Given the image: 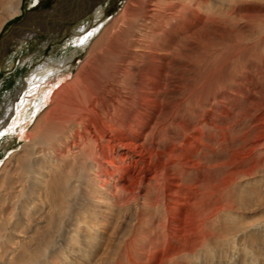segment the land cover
Returning <instances> with one entry per match:
<instances>
[{
    "label": "bare ground",
    "instance_id": "obj_1",
    "mask_svg": "<svg viewBox=\"0 0 264 264\" xmlns=\"http://www.w3.org/2000/svg\"><path fill=\"white\" fill-rule=\"evenodd\" d=\"M69 1L0 38V77L13 43L96 9ZM23 4L0 0V32ZM79 22L76 71L44 63L1 104L0 137L23 144L0 163V264H81L98 249L100 264L222 262L246 232L227 217L264 201V6L126 0L83 38ZM48 223L56 236L39 238Z\"/></svg>",
    "mask_w": 264,
    "mask_h": 264
},
{
    "label": "rangeland",
    "instance_id": "obj_2",
    "mask_svg": "<svg viewBox=\"0 0 264 264\" xmlns=\"http://www.w3.org/2000/svg\"><path fill=\"white\" fill-rule=\"evenodd\" d=\"M125 1L126 0H97L95 1L96 9L89 12L80 20L70 23L72 26L69 27L67 31H61L56 35L43 34L41 37L28 40V45H24L25 47L23 52L22 50L19 52L20 43H13L9 49V53L14 57V60L11 64H9L10 61H6V66L4 65L1 71L0 108L5 103L7 98L9 99H7L6 102H10L11 100H15L19 97L18 92L22 90L25 80L28 79L32 73H34V71L44 63L51 64L55 71H66L68 74L74 73L80 60L85 57L87 47L85 49H82L81 47L75 48L72 42L78 37L77 32L80 34V31L75 30L76 28L73 24L81 21L79 22V27H82L84 24L89 26L87 28V33L82 35L83 38L85 35L90 33L89 30H94L97 27H100L102 23H106L111 17L116 15L123 7ZM255 1L259 6H264L263 0ZM66 2L70 1L39 0L38 4H36L34 0H24L22 14L6 21L7 24L5 23L2 31L0 32V38L10 32L16 24L23 23L25 21H29L32 24L41 23L44 19H46L48 12L57 11V9L64 6ZM68 5L73 6L71 2ZM97 9L99 11H97ZM19 42L22 43L26 41ZM261 46L262 44H259L258 49L260 54L263 49ZM258 62L260 65L263 63L262 60H258ZM5 111L0 109V121L4 117ZM4 136V138L0 137V163L6 160L15 151L20 150L23 144V142L18 138L14 137L12 139L10 135ZM250 181L251 182L247 187L248 191L254 187H259V182H256L255 179ZM26 186L27 188L28 186L30 187V185ZM262 188L264 189V187ZM262 192L264 191L262 190ZM15 204L16 203L13 202L11 205L15 206ZM15 207H17V210L19 211L20 205L18 204ZM17 210L15 209V213H18ZM70 211V214L73 217L75 214L73 208L72 210L70 209ZM236 215L237 216L235 218L232 217L233 215L227 217L230 220L227 219V221H225L228 226L224 222L225 226L231 227L233 230L235 226H239L235 228L238 229L242 227L246 229V232L244 231L245 235L242 236L238 244L229 247V249H232L227 253V258H225L222 262L213 260L212 258H209V260H204L202 257H200V259L185 258L181 261V264H264V201L256 202L252 208L241 210L239 214ZM73 220H75V217L68 221L67 224L65 222L62 223V220H60L61 222L58 223V231L61 232V234L64 233L65 228L72 224ZM51 225L52 223H48V225L41 229L38 234L39 238H42L45 235L51 237L56 236L54 230L52 231L50 229ZM18 230H22V227L19 226L16 229V233H14L15 236L18 235ZM64 237L62 236L61 238L63 239ZM59 244H62V242H59L54 249L53 253L55 257L58 252H61V250L66 252L65 244H63V246H59ZM102 253L103 250L98 249L90 256L85 257L81 264H100L99 258ZM50 264H57V261H51Z\"/></svg>",
    "mask_w": 264,
    "mask_h": 264
},
{
    "label": "snow or ice",
    "instance_id": "obj_3",
    "mask_svg": "<svg viewBox=\"0 0 264 264\" xmlns=\"http://www.w3.org/2000/svg\"><path fill=\"white\" fill-rule=\"evenodd\" d=\"M0 135H2V133H0Z\"/></svg>",
    "mask_w": 264,
    "mask_h": 264
}]
</instances>
